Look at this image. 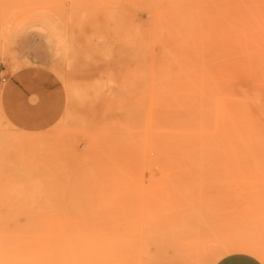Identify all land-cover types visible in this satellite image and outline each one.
Segmentation results:
<instances>
[{
    "label": "rangeland",
    "instance_id": "374dc122",
    "mask_svg": "<svg viewBox=\"0 0 264 264\" xmlns=\"http://www.w3.org/2000/svg\"><path fill=\"white\" fill-rule=\"evenodd\" d=\"M198 1V40L155 92L152 63L121 46L150 23L130 1L0 0V86L25 69L57 82L48 125L0 118V264L264 250V0ZM163 91L180 96L177 156L145 141Z\"/></svg>",
    "mask_w": 264,
    "mask_h": 264
},
{
    "label": "bare ground",
    "instance_id": "6f19581e",
    "mask_svg": "<svg viewBox=\"0 0 264 264\" xmlns=\"http://www.w3.org/2000/svg\"><path fill=\"white\" fill-rule=\"evenodd\" d=\"M137 12H147L150 14V23L148 30L142 33L138 26L137 31L133 32L132 38L128 37L125 31L121 36L122 47L131 46L133 49V58L137 63L150 61L154 77L153 81L157 82V88L153 90L157 92L158 84L165 86L170 69L167 68L166 59L171 54L180 62L181 51L185 45L195 44L198 40L199 32V1L198 0H128ZM147 29V27H144ZM148 34V38L144 40V35ZM157 42L158 45L151 49L150 54H146L150 49V43ZM167 55V57H166ZM179 71V67L176 72ZM35 74L37 81H29L26 75ZM11 78L17 79V83L21 84L31 94L29 100L36 104L33 106L38 110L42 108L43 116L35 121L14 122L3 109L4 95L6 90V100L11 93L8 91L11 83L8 80L0 86V118L5 120L6 124L14 126L25 132H31L37 128L44 127L51 123L55 117L56 101L53 99V88L57 86V82L50 75L40 71L25 69L15 71ZM162 78V79H161ZM16 81V80H15ZM163 95H152L150 101L149 113L143 130L150 128L148 140L145 141L150 145L156 156L164 155H180V145L182 142V121H181V104L180 96L169 95L167 91L162 92ZM7 112V111H6ZM144 134H147L144 131ZM126 249L121 255H112L106 258L100 264H142L141 250L138 246L133 248V252ZM232 252L245 253L257 259L264 264V250L256 248L252 245H235L212 255L211 259L205 264H213L216 259ZM131 259V260H130Z\"/></svg>",
    "mask_w": 264,
    "mask_h": 264
},
{
    "label": "crops",
    "instance_id": "0c3cea01",
    "mask_svg": "<svg viewBox=\"0 0 264 264\" xmlns=\"http://www.w3.org/2000/svg\"><path fill=\"white\" fill-rule=\"evenodd\" d=\"M26 78L29 81H37V76L33 74L26 75ZM10 87L8 91L11 93L8 95V98L6 100V90L4 95V104L3 109L5 113L8 114V116L17 123H20L23 121H35L37 119H41L43 116V110L42 108H39L38 110L35 108L33 109V106L36 104H33L29 100V96L31 95L28 90H26L21 84L17 83V79L10 78ZM16 80V81H15ZM3 83L5 81L2 80ZM5 84V83H4ZM7 111V112H6ZM211 257H204L203 259H196L190 257H185L179 260H172L168 264H205L208 260H210ZM213 264H261L257 259L254 257H251L245 253L241 252H232L228 253L226 255H223L216 259Z\"/></svg>",
    "mask_w": 264,
    "mask_h": 264
}]
</instances>
